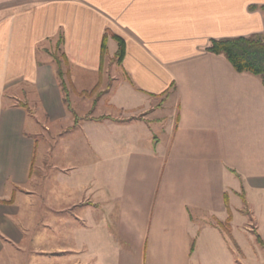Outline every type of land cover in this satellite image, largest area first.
<instances>
[{
	"label": "crops",
	"instance_id": "1",
	"mask_svg": "<svg viewBox=\"0 0 264 264\" xmlns=\"http://www.w3.org/2000/svg\"><path fill=\"white\" fill-rule=\"evenodd\" d=\"M263 6L0 0V264H264V86L206 51L262 34ZM74 130L82 168L34 182L36 140Z\"/></svg>",
	"mask_w": 264,
	"mask_h": 264
},
{
	"label": "trees",
	"instance_id": "2",
	"mask_svg": "<svg viewBox=\"0 0 264 264\" xmlns=\"http://www.w3.org/2000/svg\"><path fill=\"white\" fill-rule=\"evenodd\" d=\"M261 9L264 11V6L261 7ZM114 38L118 46L115 59L120 62L124 55V42L119 38ZM106 39L107 35L104 36L101 45L102 59L106 50ZM61 44L62 37H59L55 45L56 48H60ZM206 51L214 55L223 56L236 72L249 73L258 77L264 86V32L248 37L212 40L206 48ZM51 57L52 63L56 69V78L62 94V103L68 112L73 113L70 105L69 93L63 80L62 65L55 56ZM61 57L63 64H65L66 60L62 53ZM0 203L7 204L10 202L0 201ZM221 227L228 232L226 226L222 224Z\"/></svg>",
	"mask_w": 264,
	"mask_h": 264
},
{
	"label": "rangeland",
	"instance_id": "3",
	"mask_svg": "<svg viewBox=\"0 0 264 264\" xmlns=\"http://www.w3.org/2000/svg\"><path fill=\"white\" fill-rule=\"evenodd\" d=\"M56 45V43H55ZM50 46L48 44H45V49L46 52H48L50 58L52 59L51 56H55L59 62L61 63V65H63V60L61 57V50L59 48H56V46ZM45 58V57H44ZM53 65V63H52ZM54 66V65H53ZM30 99L32 98L31 96L29 97ZM31 101V100H30ZM31 114V111H30ZM45 125L46 127L48 126V121L45 120ZM66 121L64 120L63 122H58V125H63L65 124ZM56 124V123H55ZM57 126V125H56ZM60 127V126H57ZM55 127V129L57 128ZM76 130L67 133L66 136L62 137L60 141V144H57L56 149H53V152L50 156V149L52 146V139L49 138V136H47V132L44 133V138L46 139L44 142L45 147L43 142L38 138L37 141V151L34 155V176L33 180L34 182H36L38 175L39 178L38 179H42L44 180L43 182H55V177L57 175V173L59 172V169H62L64 167H67V169L69 168V165L71 163V167L76 169H80V167L82 168V163L85 162L84 156H70L68 155L69 151L67 150L68 148H71L72 146V150H74V147L77 145H75L73 142L78 141L79 139L77 138L76 135ZM50 135V134H49ZM66 137V138H65ZM68 138V139H67ZM70 138L73 140V142L70 141ZM82 140H80L79 143H81ZM53 147L54 144H53ZM45 150V156H44V164H42V160H43V156L42 153ZM50 158V159H49ZM64 166V167H63ZM254 211V210H253ZM255 212V211H254ZM256 213V214H255ZM254 215L256 216L255 219L253 218V221L250 222V225L256 229L255 231H257V234L259 236H263L264 237V220H263V216H261V212H255ZM224 226L227 227V231H230V226H227V223H223ZM253 229V230H254ZM254 231V232H255ZM253 233V232H252ZM253 236H255V234H252ZM252 236V237H253ZM17 260H20V258L18 257Z\"/></svg>",
	"mask_w": 264,
	"mask_h": 264
}]
</instances>
